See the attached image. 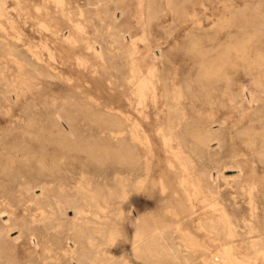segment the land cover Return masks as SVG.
<instances>
[{
    "label": "rangeland",
    "instance_id": "1",
    "mask_svg": "<svg viewBox=\"0 0 264 264\" xmlns=\"http://www.w3.org/2000/svg\"><path fill=\"white\" fill-rule=\"evenodd\" d=\"M0 199V264H264V0H0Z\"/></svg>",
    "mask_w": 264,
    "mask_h": 264
},
{
    "label": "bare ground",
    "instance_id": "2",
    "mask_svg": "<svg viewBox=\"0 0 264 264\" xmlns=\"http://www.w3.org/2000/svg\"><path fill=\"white\" fill-rule=\"evenodd\" d=\"M132 69V68H131ZM134 77H136V76H134ZM131 78V77H130ZM160 81V80H159ZM158 82V81H157ZM147 83V82H146ZM136 84V83H135ZM134 84V85H135ZM162 84V83H161ZM151 86V85H150ZM163 86V85H162ZM245 86V85H244ZM160 87H161V85H160ZM243 89V88H242ZM159 91V90H158ZM153 92V91H152ZM160 92V91H159ZM158 92V93H159ZM127 95V94H126ZM248 95V94H247ZM157 96H158V94H157ZM154 97V96H153ZM126 99H127V97H125ZM129 98H131V97H129ZM136 98V97H135ZM159 99V98H158ZM135 100V99H134ZM139 100V99H138ZM136 101V100H135ZM159 102V101H158ZM255 102V101H254ZM164 104V103H163ZM249 104V103H248ZM250 106V105H249ZM130 109V108H129ZM165 109V108H164ZM186 109H188V108H186ZM190 109V108H189ZM159 110V109H158ZM166 111V110H165ZM125 112V111H124ZM130 112V111H129ZM135 112V111H134ZM190 112V111H189ZM132 113V112H131ZM153 113V112H152ZM155 113V112H154ZM133 114V113H132ZM187 114H190V113H187ZM161 116V115H160ZM123 117V116H122ZM137 117V116H136ZM164 117V116H163ZM162 117V118H163ZM120 118V117H119ZM160 118V117H159ZM123 120V119H122ZM140 120V119H139ZM141 121V120H140ZM165 121V120H164ZM124 122V121H123ZM129 122V121H128ZM139 123V122H138ZM160 123V122H159ZM176 123H178V122H176ZM163 124V123H162ZM166 124V123H165ZM142 125V124H141ZM181 125V124H180ZM183 125V124H182ZM145 126V125H144ZM146 127H148V126H146ZM141 128V127H140ZM148 129V128H147ZM128 131V130H127ZM146 133H148V131L146 132ZM186 133L189 135V136H191L193 139H194V144L196 145V146H198V145H203V144H206L207 142H208V140H209V135H207L203 130H201V129H187L186 130ZM128 137V136H127ZM126 137V138H127ZM147 137H148V135H147ZM46 139V138H45ZM148 139H149V137H148ZM153 139V138H152ZM161 139V138H160ZM151 140V139H150ZM157 140V139H156ZM170 138H168V137H165V136H163V143H164V145H165V147L167 148V150H169V149H171V143H170ZM153 141V140H152ZM155 141V140H154ZM172 141V140H171ZM139 143V142H138ZM159 143V142H158ZM177 144H179V142H177ZM159 145V144H158ZM140 146H142V145H140ZM174 146V145H173ZM181 147V146H180ZM142 149V148H141ZM145 149V148H144ZM146 150V149H145ZM155 150V149H154ZM160 150V149H159ZM188 150V149H187ZM150 153L152 152V150L150 149V151H149ZM159 152H161V151H159ZM185 152V151H184ZM183 152V153H184ZM137 153V152H136ZM190 153V152H189ZM191 154V153H190ZM177 154H175V155H173V156H175V157H177L176 156ZM143 156H144V154H143ZM158 156V155H157ZM173 156H171V157H173ZM121 159L123 160V162L124 163H128V161L130 160V155H129V153L127 152V150L126 151H124V152H122L121 153ZM155 157H156V155H155ZM159 157V156H158ZM174 157V158H175ZM156 159V158H155ZM166 159V158H165ZM173 159V158H172ZM161 159L159 158V161H160ZM168 160V159H167ZM175 160V159H174ZM39 161V160H38ZM197 161V160H196ZM164 162V161H163ZM167 162V161H166ZM177 162V161H176ZM171 163V162H170ZM154 164H156V162L154 163ZM161 164V163H160ZM165 164V163H164ZM168 165V164H167ZM169 167V166H168ZM175 167H176V165H175ZM180 167H181V170H182V172L181 173H184V171H185V166L183 165V164H180ZM7 168H10V167H7ZM121 168V167H120ZM160 168V167H159ZM176 168H178V167H176ZM157 169V168H156ZM173 169V168H172ZM123 170H125V169H123ZM139 168H138V170H137V172H139ZM161 170V169H160ZM167 170H169V169H167ZM3 172V171H2ZM174 172H175V170H174ZM173 172V173H174ZM145 173V172H144ZM170 173H171V171H170ZM38 174V173H37ZM152 174V173H151ZM161 174V173H160ZM175 174V173H174ZM173 174V175H174ZM180 174V173H179ZM122 175V174H121ZM144 175V174H143ZM163 175V174H162ZM165 176H167V175H165ZM165 176H163V178L165 177ZM169 176H170V174H169ZM142 177V176H141ZM151 177V175L149 176V178ZM172 177V176H171ZM176 177V176H175ZM180 177V176H179ZM183 178V177H182ZM134 179V178H133ZM166 180H167V177L165 178ZM164 179V180H165ZM173 179V178H172ZM176 178H174V180H175ZM19 180V179H18ZM42 180V179H41ZM157 180H159V179H157ZM169 180H171V179H169ZM168 181V180H167ZM172 181V180H171ZM178 181V180H177ZM183 181H184V179H183ZM44 182V181H43ZM179 182V181H178ZM42 183V182H41ZM159 184H160V181L158 182ZM167 183V182H166ZM169 183V182H168ZM18 184V183H17ZM16 184V185H17ZM151 184L152 185H154L153 184V182H151ZM156 184V183H155ZM158 184V185H159ZM15 185V186H16ZM38 185V184H37ZM36 185V186H37ZM41 185V184H40ZM43 185V184H42ZM46 185V184H45ZM151 185V186H152ZM167 185V184H166ZM179 185V184H178ZM174 186V185H173ZM172 186V187H173ZM177 186V185H176ZM43 187V186H42ZM153 187H155V186H153ZM153 187H151V188H153ZM158 187V186H157ZM167 187V186H166ZM170 187V186H169ZM169 187H168V189H169ZM180 187L182 188V186L180 185ZM187 187V186H186ZM132 188V187H131ZM176 188V187H175ZM174 188V189H175ZM15 189V188H14ZM44 189V188H43ZM143 190H145V188L143 189ZM150 191V190H149ZM153 191V190H152ZM170 191V190H169ZM171 191H173V190H171ZM170 191V192H171ZM179 191V193L181 192L180 190H178ZM183 191H184V189H183ZM145 192H146V190H145ZM159 192V191H158ZM187 192V191H186ZM150 193V192H149ZM155 193H156V190H155ZM152 194V193H151ZM173 194H176V193H173ZM182 195V194H181ZM154 196V195H153ZM155 197V196H154ZM175 197V196H174ZM181 197V196H180ZM191 197V196H190ZM170 198V197H169ZM168 198V196H167V199H169ZM6 199V198H5ZM29 199V198H28ZM165 199H166V197H165ZM188 199V198H187ZM1 200V199H0ZM30 200V199H29ZM177 200V199H176ZM146 201V200H145ZM152 201V200H151ZM150 201V202H151ZM170 201V200H169ZM189 201V200H188ZM175 202V201H174ZM192 202V201H191ZM190 202V203H191ZM13 204V203H12ZM187 204V203H186ZM175 205V204H174ZM182 206V205H181ZM190 206H192V211L193 212H195L196 211V209H193V208H196V205L195 204H193V203H191V205ZM253 206V205H252ZM36 207H38V206H36ZM4 209V208H3ZM35 209V208H34ZM1 210V209H0ZM30 210V209H29ZM33 210V209H32ZM39 210V209H38ZM41 210V209H40ZM39 210V211H40ZM43 210V209H42ZM3 211V210H2ZM18 211V210H17ZM26 211V210H25ZM11 212V211H10ZM7 214H8V212H6ZM15 213V212H14ZM222 213V212H221ZM13 214V213H12ZM33 214V213H32ZM19 216V215H18ZM192 216V215H191ZM29 217H31V216H29ZM184 218V220L186 219V217H183ZM15 219V218H14ZM138 220V219H137ZM8 222V221H7ZM10 222V221H9ZM178 225V224H177ZM196 225H197V223H196ZM229 225H230V223H229ZM139 226V225H138ZM202 226V225H201ZM2 227V226H1ZM11 227V226H10ZM9 228V227H8ZM19 228V227H18ZM22 228V227H21ZM1 229V228H0ZM253 229V228H252ZM9 230V229H8ZM203 230V229H202ZM251 237V236H250ZM15 240V239H14ZM255 240V239H254ZM230 250V249H229ZM228 252V251H227ZM251 252V251H250ZM38 253V252H37ZM224 253V252H223ZM252 253V252H251ZM250 253V254H251ZM239 254V253H238ZM257 255V254H256ZM263 255V254H262ZM239 256H240V254H239ZM232 258V257H231ZM217 259V258H216ZM247 259V258H246ZM241 261V260H240ZM231 262V261H230ZM232 263V262H231ZM246 263H248V262H246Z\"/></svg>",
    "mask_w": 264,
    "mask_h": 264
}]
</instances>
